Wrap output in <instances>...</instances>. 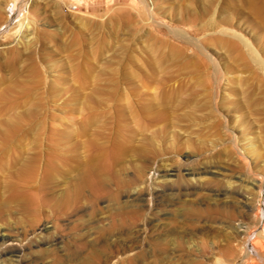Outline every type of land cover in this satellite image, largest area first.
Segmentation results:
<instances>
[{
	"label": "rangeland",
	"instance_id": "374dc122",
	"mask_svg": "<svg viewBox=\"0 0 264 264\" xmlns=\"http://www.w3.org/2000/svg\"><path fill=\"white\" fill-rule=\"evenodd\" d=\"M142 1L0 0V264H264V0Z\"/></svg>",
	"mask_w": 264,
	"mask_h": 264
},
{
	"label": "bare ground",
	"instance_id": "6f19581e",
	"mask_svg": "<svg viewBox=\"0 0 264 264\" xmlns=\"http://www.w3.org/2000/svg\"><path fill=\"white\" fill-rule=\"evenodd\" d=\"M142 1V0H141ZM143 2V1H142ZM23 3H25V1H23ZM19 10V7L17 8V11ZM19 12V11H18ZM217 31V33L218 34H220V35H222L223 37L224 36H229L230 38L229 39H223V38H217V39H215L216 40V42H218V43H220V44H222V43H225L228 47H233L234 45H235V42H233V40H235V41H238L239 43H241L242 45H243V47L247 50V52L250 54V57H251V59H252V62H254L255 63V65L260 69V70H262V71H264V62L262 61V59H260V57L257 55V53L254 51V49L252 48V46H251V44L249 43V40L247 39V38H245V36L244 35H242L241 33H238V32H236V31H234V30H231V29H229V28H225V27H222V28H218V29H216ZM256 67V68H257ZM261 71V72H262ZM191 182L192 181H195L194 180V178L193 179H191L190 180ZM258 188H260V187H258ZM44 229V228H43ZM15 239V238H14ZM1 240H3V242L1 241L0 243L2 244H4V243H6V242H9V243H7L6 245L7 246H10L11 248H13V247H16L17 246V244H14L13 243V239L12 240H10L9 238H3V239H1ZM2 244V245H3ZM44 244H46V243H44ZM5 245V244H4ZM43 245V244H42ZM19 247L21 246V244L19 243V245H18ZM24 246V245H23ZM4 251V250H3ZM3 251H1V252H3ZM255 252V254L257 255V258L258 259H260V260H262V261H264V257H263V255L261 254V253H257L256 251H254ZM247 253V252H246ZM5 256V255H4ZM1 257H2V255H1ZM114 257H112V259H113ZM113 261V260H112ZM109 262V261H108ZM115 262H117V261H115Z\"/></svg>",
	"mask_w": 264,
	"mask_h": 264
}]
</instances>
